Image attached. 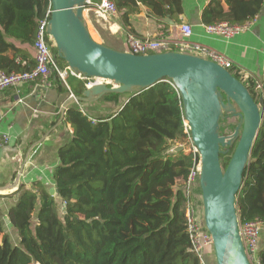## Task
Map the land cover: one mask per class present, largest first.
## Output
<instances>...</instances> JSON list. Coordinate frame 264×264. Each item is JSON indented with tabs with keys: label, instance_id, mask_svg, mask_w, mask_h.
Masks as SVG:
<instances>
[{
	"label": "trees",
	"instance_id": "16d2710c",
	"mask_svg": "<svg viewBox=\"0 0 264 264\" xmlns=\"http://www.w3.org/2000/svg\"><path fill=\"white\" fill-rule=\"evenodd\" d=\"M99 1L89 0L85 8ZM113 1L124 25L137 4L165 29L166 18L179 24L183 15V0ZM49 8V0H0L1 71L22 73L35 67L30 51L38 22ZM263 10L264 0H210L202 8L201 23L242 26ZM52 52L57 65L65 67L56 49ZM228 71L256 103L263 102L260 130L235 209L239 222L264 221V74L258 89L255 79L243 81L234 66ZM50 82L58 92L67 91L55 72ZM87 84L86 79H66L75 97H82ZM100 102L114 107L112 113L97 116L85 107ZM64 122L72 132L56 152L54 193L37 180L31 189L18 185L11 194L17 201L7 219L18 242L12 243L0 220V264H201L191 249L185 219V183L193 155L184 153V147L163 154L168 142L190 140L173 85L163 81L131 94L106 93L93 103L73 102L64 112ZM233 149L219 156L222 169ZM189 199L202 218L198 181ZM257 255L264 264V236Z\"/></svg>",
	"mask_w": 264,
	"mask_h": 264
},
{
	"label": "water",
	"instance_id": "95a60500",
	"mask_svg": "<svg viewBox=\"0 0 264 264\" xmlns=\"http://www.w3.org/2000/svg\"><path fill=\"white\" fill-rule=\"evenodd\" d=\"M49 1L48 34L57 55L73 73L105 82L86 88L82 97H69L66 91L61 103L67 96L68 104L93 103L106 93L131 94L169 81L181 98L185 126L199 154L202 218L215 263L250 264L238 233L235 201L260 130L263 102L256 103L228 70L197 55L176 51L133 55L98 43L84 21L89 0ZM232 125V132H226ZM234 144L222 169L219 156L227 154ZM181 150L179 146L175 152Z\"/></svg>",
	"mask_w": 264,
	"mask_h": 264
},
{
	"label": "crops",
	"instance_id": "0c3cea01",
	"mask_svg": "<svg viewBox=\"0 0 264 264\" xmlns=\"http://www.w3.org/2000/svg\"><path fill=\"white\" fill-rule=\"evenodd\" d=\"M209 1L183 0L180 23L166 18V29L163 24H157L149 17L147 10L140 4H137L134 13L129 16L127 25L121 21L122 11L118 10L116 16L102 20V25L109 31L106 39L120 45L125 52L127 31L141 38L167 31L169 38L177 44H198L215 50L229 60L240 75L252 77L260 83L264 74V10L248 31L225 40L207 35L203 31L201 12ZM181 24L190 26V36L179 35L176 27ZM30 52L34 58L33 49ZM63 93L65 92H58L55 85L45 88L39 83H25L0 91V139L2 135H8L7 144L0 145V185L10 187L7 190L0 189V194L11 195L18 185L31 189L32 182L37 180L41 181L49 192L54 193L52 172L58 164L56 152L70 138L64 115L61 116L62 110L70 106L67 103L68 96L61 103ZM100 103L85 107L97 112V116H106L114 110L111 105ZM16 201L17 195L0 198V220L4 232L13 244H16L18 239L9 225L7 213ZM207 262L215 264L212 252L207 254Z\"/></svg>",
	"mask_w": 264,
	"mask_h": 264
},
{
	"label": "built area",
	"instance_id": "2783aa9c",
	"mask_svg": "<svg viewBox=\"0 0 264 264\" xmlns=\"http://www.w3.org/2000/svg\"><path fill=\"white\" fill-rule=\"evenodd\" d=\"M88 11L93 12L101 20H105L108 17H114L119 13L113 0H100L92 9H84V12ZM50 13L51 8L48 9L44 19L40 20L37 25L36 38L33 44L35 67L30 71L22 73L11 72L7 74L0 70V91L25 83H39L42 87L49 88L52 86L50 82V74L55 72L69 91V97L74 96L66 85L67 77L72 76L78 79L84 78L79 74L73 73L67 65L63 68H60L57 65L55 56L52 52L55 49V44L51 36L48 34ZM255 21L256 18L242 26L218 23L211 26H203L202 28L204 33L207 35L227 40L240 33L248 31ZM176 31L182 37H188L191 34V28L187 24L179 25L176 27ZM168 34L169 33L167 31H160L154 36L141 38L134 33L127 31L125 36V52L133 55H148L168 51L186 52L188 54L197 55L206 60L212 61L226 70L233 67L229 60L215 50L198 44L185 46L177 44L169 38ZM241 78L243 81H246L249 77L241 75ZM86 80L88 81L86 88L95 84H105L103 80ZM259 87L260 85L257 83V88L259 89ZM80 109L84 115L82 107H80ZM67 129L69 133L72 132L69 125H67ZM0 142V145L7 144L8 135H2ZM187 142V153H191L193 155L194 164L185 183V194L187 196V202L185 204L186 232L190 240L192 251L197 255L201 264H205L202 261V255L204 253L208 254L212 251L211 239L204 227L203 218L197 215L196 208L189 199L199 179L201 169L200 159L198 151L192 144L191 140ZM174 150L170 152H174ZM238 233L249 263L260 264L259 257L257 255V247L261 236H264V221L254 220L250 222H239L238 220Z\"/></svg>",
	"mask_w": 264,
	"mask_h": 264
},
{
	"label": "rangeland",
	"instance_id": "374dc122",
	"mask_svg": "<svg viewBox=\"0 0 264 264\" xmlns=\"http://www.w3.org/2000/svg\"><path fill=\"white\" fill-rule=\"evenodd\" d=\"M84 21L85 25L91 35V37L97 41L98 43L103 44L104 46L117 51V52H124V49L120 45L113 44L112 41L109 39L107 40V35H109V31H106V28L102 23H104L100 18H98L93 12H84ZM107 20V19H106ZM105 39V41H104ZM233 122H237V118L232 119ZM232 127H229L228 129H225L226 132L231 133ZM184 147V153H187L188 144L182 143L180 141H174V142H168L164 149L163 154H170V153H176L174 149H177L178 147ZM234 148V147H232ZM174 150V152H170ZM212 252V251H210ZM212 255L214 257V254L212 252ZM213 259V258H212ZM202 261L205 264H208L207 262V253H204L202 255ZM215 261V258H214ZM216 264V263H215Z\"/></svg>",
	"mask_w": 264,
	"mask_h": 264
},
{
	"label": "flooded vegetation",
	"instance_id": "af4514ba",
	"mask_svg": "<svg viewBox=\"0 0 264 264\" xmlns=\"http://www.w3.org/2000/svg\"><path fill=\"white\" fill-rule=\"evenodd\" d=\"M231 127H234V125H232ZM233 146H235V144H234ZM233 146H232V147H233Z\"/></svg>",
	"mask_w": 264,
	"mask_h": 264
},
{
	"label": "clouds",
	"instance_id": "9594fccd",
	"mask_svg": "<svg viewBox=\"0 0 264 264\" xmlns=\"http://www.w3.org/2000/svg\"><path fill=\"white\" fill-rule=\"evenodd\" d=\"M56 49V48H55ZM68 91V90H67ZM69 96V95H68ZM83 108V107H82ZM185 124V123H184ZM182 149H183V147H182Z\"/></svg>",
	"mask_w": 264,
	"mask_h": 264
}]
</instances>
